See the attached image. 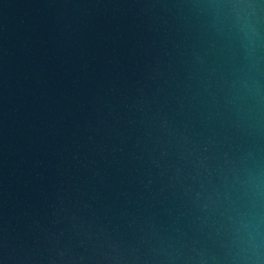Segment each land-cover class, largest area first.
Instances as JSON below:
<instances>
[{"label": "water", "instance_id": "95a60500", "mask_svg": "<svg viewBox=\"0 0 264 264\" xmlns=\"http://www.w3.org/2000/svg\"><path fill=\"white\" fill-rule=\"evenodd\" d=\"M0 264H264V0H0Z\"/></svg>", "mask_w": 264, "mask_h": 264}]
</instances>
